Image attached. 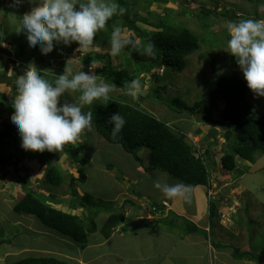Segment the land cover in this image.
I'll list each match as a JSON object with an SVG mask.
<instances>
[{"label":"rangeland","instance_id":"obj_1","mask_svg":"<svg viewBox=\"0 0 264 264\" xmlns=\"http://www.w3.org/2000/svg\"><path fill=\"white\" fill-rule=\"evenodd\" d=\"M132 1L135 3L136 0ZM10 3L11 2L8 0H0V8H9V10H7L8 12H6L7 14L0 13V29L5 32L4 43L7 45L3 48L10 50L14 45L22 43L23 47L28 49L26 37L23 34L17 35L14 32L17 18L13 15L22 16L34 5L30 4L28 0H25V3L19 9H13L9 7ZM136 8L139 9L140 16L149 17L151 20H155L158 16L160 18H167L170 16L173 17L174 14H176L177 20H173V22H175V24L177 23L178 26L182 25L191 29L200 38V48L186 58V64L181 73L167 71L166 68L161 67L160 69L155 68L148 74L140 75L139 79L142 80L143 90L138 97L128 95L129 99L137 103L141 110L185 133L186 140L189 141L187 143H198L200 141L199 139L204 137H196L194 132L197 130L198 132L203 131L206 134H211L206 140L210 142L212 137V140L218 143V147L215 151L218 153L220 149H222L219 146H223L225 143L223 137L224 127H222V122H220V113L224 107V102L218 100L217 105L210 111V121L208 124L203 125L197 123V118L195 117L173 112L168 106V101L173 97H178L187 104L192 105L202 97L207 96L209 92L215 90L217 79L230 78L237 74L243 81H245L240 69H235L230 66L231 56L226 52L227 40L229 39L228 23L247 18L264 19V1L137 0ZM185 8L186 10L188 9V12L190 13L179 12L181 9ZM201 8L207 11H214L218 15H212L210 17V20L207 22L209 25L208 29L202 28L196 17V15L200 13ZM232 13L234 16H232ZM169 20L171 22L172 18ZM137 27L141 33L154 30L141 23H137ZM136 35L139 36L137 33ZM102 38L103 37L101 35L99 36L97 33L94 45L88 53L94 54L99 51H109L110 43H102ZM86 55L87 54H84L81 51L76 52V50H73L72 53L65 54L63 56L67 61L65 66H70L73 69V74L80 71L81 66L82 70L86 72L89 70L95 72L96 69L102 67L101 63L93 64L90 67L86 66L84 62L78 58L79 56L85 57ZM6 60V55L4 56L3 54H0V63L5 67L6 74L10 75V67L7 66ZM48 62H50V67L55 70H60L63 73L65 66H61L58 63V60L50 59ZM112 62L114 68L121 70L125 65L124 52L120 56L113 57ZM2 72L3 68L0 67V74ZM152 73L158 74L160 81H154L151 76ZM10 82H12V79L9 80V78L1 75L0 91L7 95H9V92L12 93L11 88L8 87L9 84L11 85ZM153 87L159 89L161 99L150 96L152 95L150 89ZM111 93L115 97L119 96V100L124 101V97L121 96L120 90L115 91L114 89ZM76 95L68 96V98H70L69 100L73 99V101H75ZM62 100L64 101V98L61 99V103H63ZM249 100L254 107V110L259 115H264V97H255L252 93H249ZM89 109L90 106H86L85 110L87 111ZM10 115L11 113L2 112L0 115V124L11 123L10 119L12 117H10ZM204 141L205 140H203L202 143ZM76 143L82 144L84 155L86 154L90 157L88 164L83 167L87 180L84 184L76 183V186L73 189L78 196H76L75 193H72L69 188L70 177H77L76 170L70 167L66 155L62 152L56 163V165L59 166V170L62 169V171H64L66 177L62 188L54 187L49 184L47 186L45 185L43 180L46 165L45 163L38 164L42 158V153H35L32 155L33 152H29L32 155V159L23 158L17 166L19 170L17 174L14 173V169L10 165L5 168L0 167V219L8 223L9 227L7 229L9 230V235H11V232H13L11 236L17 231L20 232V234L16 235V239H14L11 244L0 245V264H11L18 259H24L30 255L49 257V254L55 252V250H60V253L70 255L58 257L70 264H77L81 259H84V262L87 264H106L105 262L107 260L105 254L110 256L113 252L112 249H116L117 252H120L121 250L116 248L117 245H125L122 241H125L124 238H128V235H124L122 238L111 240V235L114 236L116 233V231H114L108 239H105L101 237V234L98 231L97 233L89 235V245L82 250L70 238L51 230L38 218L28 215L17 216L14 214L13 208L23 194V186L20 185L19 182L20 178H27L28 186L38 192L44 193L49 189L48 192L52 196H56L58 200L65 199V203H68V201L74 203L76 199H81L84 194L90 196L93 203L87 205L83 213H87L88 210L93 211L92 214L95 216V222L99 226L103 224L105 217L114 212L122 211L120 205L123 204L122 200L127 198L123 195L125 192L131 195L137 194V196L140 197L146 196L147 198L142 200L145 202L147 208H150L153 203H159L162 199L161 193L153 187V181L157 178L158 173L162 171L153 170L149 167L147 150L144 149V151L141 152V157L144 162L143 168L148 167L150 170L146 175H143L144 177H141L139 171L142 172L143 169L138 166L133 157L125 153L120 146L106 142L95 132L94 129L91 132L82 134ZM208 146L213 149V146ZM13 150L14 148L10 147V151ZM3 153H7V150L3 149ZM54 155L55 152H52L49 155L47 151L43 152V156L47 158H52ZM84 155L81 156L84 157ZM258 158H261V160L264 159L263 156ZM37 159L38 162L36 161ZM262 161L257 160V163H259L257 167V175H250L244 181V186L246 188L242 193H239V197H237L239 201V210L242 211H238V216L233 218L234 225H231L232 227L224 228L227 229V231L220 228L219 235L225 240V244H229V251L235 246L232 242L233 239L237 238L239 240L240 236L245 233L246 236L248 235L247 240H249L250 249L248 251L252 254L254 259L257 258V255L261 257L262 261H264V207L262 204V202H264V189L260 190L259 187L253 183V181L258 179L259 184L257 185H262V181L264 180V163ZM107 165H110L112 168L109 169ZM214 170L213 167L210 171V180L214 183H216V178H220V176L216 177L217 172L222 173L224 180L226 182L228 181L230 186L234 185L236 187L238 183L242 181V178L239 180L237 179L240 175V170L234 169L232 172L225 171L224 169H220V171H218V169ZM243 170L246 171V168ZM218 185L219 184L215 186H217L219 191L223 192V189L225 190V187H223L224 183ZM60 191H63V193L65 192V195L61 194ZM58 200L55 199L52 201ZM257 203L259 211H256L254 207H252V205ZM60 206L61 205H59V207ZM63 207L68 208L65 205ZM221 213L225 214L226 217H230L231 215L229 211H222ZM218 215L221 217L220 212ZM128 218L131 219L133 217L129 216ZM145 219H148V217ZM218 221L219 218L216 215V218H213L211 224L213 229L217 225L215 222ZM224 222L227 224L230 223L227 219L222 221V223ZM242 229H245L247 233L242 232ZM128 230L129 228L125 227L123 232ZM162 230L169 233V235L166 234L162 236V243L164 241L163 246L168 241L171 246L173 242L171 239L174 236L173 234L175 233L179 235V232L181 231L179 227L174 228L169 224ZM150 237L152 239L155 236ZM213 239L215 238H210V240ZM96 241L97 243H95ZM134 244H137V242ZM178 246L179 245L174 247L175 254H172L168 249V261L175 262L176 264H183L182 259L185 258L186 264H201V260L197 259L194 253L191 254L184 252V254H182L180 251L181 248ZM76 252L78 254H74ZM98 254H102L101 258H95ZM237 263L240 264L239 262ZM107 264L117 263L108 260ZM130 264H147V262L143 257L139 256L132 260Z\"/></svg>","mask_w":264,"mask_h":264},{"label":"trees","instance_id":"obj_2","mask_svg":"<svg viewBox=\"0 0 264 264\" xmlns=\"http://www.w3.org/2000/svg\"><path fill=\"white\" fill-rule=\"evenodd\" d=\"M259 1L257 0V2ZM117 2L127 9L125 15L120 18L123 20V27L137 33L145 42H153L155 50L153 56H147L141 54L140 51L126 48L123 51L125 65L121 70L114 68L113 56L110 55L109 51L96 52L94 54L87 53L85 57H78L89 67L93 64L101 63L102 67L95 70L97 77H104L107 81L114 83L117 86L115 91L120 90L121 96L124 97V101H121L118 99L119 96L115 97L111 93V98L107 104L103 101H96L90 106L89 110L93 112V129L106 142L120 146L125 153L131 155L139 167L144 165L141 152L145 149L148 151V165L153 170L167 172L173 179H179L185 184L191 185V187L196 185L208 186L210 166L214 164L211 155H209L211 148L208 146L201 152L197 146L187 143L185 133L141 110L137 103L129 99V94L125 88L126 82L137 79L142 74H148L155 68L164 67L167 71L181 73L186 64V58L199 50L200 38L191 29L182 25L178 26L177 23L175 24L173 20H177L176 14L167 18L158 16L155 20H151L149 17L140 16L139 9L136 8L137 0L135 3L132 0H117ZM7 10L9 9L0 8V13L7 14ZM179 12L187 13L188 9H181ZM212 15L218 16L214 11L200 9V13L196 17L202 28H209L207 22ZM232 16H234L233 13ZM171 18L170 22L169 19ZM111 23L110 21V30L104 29L99 32V35L103 37L102 43L104 44L110 43ZM137 23L147 25L154 30L141 33ZM77 47L78 45L75 43L70 47L61 45L48 56H43L39 49L31 51L29 48H24L22 43L14 45L11 48L13 62L9 58L6 60L7 66L10 67V75L6 74L5 67L0 63V67L3 68L0 76L3 75L9 80L12 79V82H10L12 86L10 84L7 86L11 88L13 93L9 92V95H7L0 91V115L2 112H6L11 113L10 117H12V106L17 93L15 79L16 76L25 74L27 65H37L42 71L41 74L49 81L54 82L55 76L52 73L59 76L62 72L47 66L46 62L50 59H55L58 60L61 66H65L67 61L63 56L67 53H72ZM107 58L109 59V64L105 65L104 60ZM230 66L235 69L239 68L235 58L232 56L230 58ZM151 76L154 81H160L158 74L152 73ZM150 90L152 94L150 96L161 99L158 88L153 87ZM249 93L251 92L248 90L246 82L235 74L230 78L217 79L215 90L209 92L207 96L202 97L192 105L187 104L178 97H173L168 101V106L177 114H187L190 117L197 118V123L208 124L211 118L210 111L217 105L218 100L224 102V107L220 113V122H222V127H224L223 137L225 143L223 145L224 150L220 154V162L225 171H233L236 167L237 159L253 163L256 157L264 156V115H259L254 110L249 100ZM65 98L70 99L68 95ZM117 112L124 116L126 124L121 133L117 137H113L111 135L112 125L108 123V119L111 114ZM20 145L21 140L11 123H1L0 167L5 168L10 165L13 167L14 173L17 174L19 171L17 166L22 159H32V155L35 153L31 155L29 152L24 151ZM10 147H13L14 150L10 151ZM3 149H6L7 153H3ZM61 152L66 155L70 167L76 170L77 177H70L69 188L72 193L78 196L73 189L76 183L84 184L87 180L83 167L88 164L90 157L86 154L84 155L83 145L79 143L65 145ZM61 152H55L52 158H47L43 156V153L41 154L42 158L39 162L48 160L51 162L43 180L46 186L49 184L62 188L65 182L64 171L62 169L59 170L56 165ZM81 155H84V157ZM36 161L38 162V159ZM107 167L109 169L112 168L110 165H107ZM19 182L23 186V194L13 208L14 214L17 216H34L45 226L62 236L70 238L82 248L88 244L89 235L98 231V225L94 219L95 216L92 214L93 211L88 210L87 213H83L86 206L93 203L90 196L84 194L81 199H76L74 203L69 201L65 203V199L58 200L56 196H52L48 192L49 189L44 192L45 194L31 189L28 186L27 178H20ZM60 193L65 195L63 191H60ZM129 195L138 197L137 194ZM55 199L58 201H52ZM154 204H152V207L156 209ZM59 205L61 206L59 207ZM64 205L68 208H62ZM158 207L160 208V206ZM127 208L135 209L134 211L137 212L140 206L136 208L135 203L129 199L121 205L122 211L109 215L100 229V233L104 238H108L114 232L115 227L119 223L124 222L123 210ZM210 210L211 215L215 211L214 204L210 205ZM210 217L212 218L213 215ZM161 222L166 223V221ZM185 223V233L199 232V229L192 223L189 224L187 221ZM8 227V223L0 219V245L11 244L16 239V235L20 234L17 231L13 236H11L13 232L9 235ZM244 255V253L239 252L235 256L242 258ZM12 264L70 263L58 257H27L19 259Z\"/></svg>","mask_w":264,"mask_h":264},{"label":"clouds","instance_id":"obj_3","mask_svg":"<svg viewBox=\"0 0 264 264\" xmlns=\"http://www.w3.org/2000/svg\"><path fill=\"white\" fill-rule=\"evenodd\" d=\"M8 1L11 2L9 7L13 9H19L25 3V0ZM28 2L34 5L28 12L22 16H13L17 18L14 32L26 37L28 48L31 51L39 49L41 55L48 56L58 46L70 47L75 43L78 45L76 51L87 54L94 45L97 33L99 35L101 30H110L109 22L111 21L109 48L111 56H120L126 48L140 51L143 55H154L155 44L153 42H145L134 31L123 27V20L120 18L125 15L127 9L122 7L117 0H28ZM228 34L226 52L235 58L248 90L255 97H264V19L247 18L229 22ZM4 38L5 32L0 29V49H5L3 47L7 46ZM8 51L11 52V49ZM12 55L11 52V56L6 57L12 61ZM41 73L37 65L29 64L26 66L25 74L16 76L17 93L12 106L11 125L17 132L21 140L20 146L24 151L58 153L63 151L65 145L75 144L82 134L93 130V112L86 111V106H91L96 101H103L107 104L111 98L110 93L117 86L104 77L98 79L95 72L91 70L83 71L82 66L81 70L75 74L70 66H65L63 73L59 76L51 72L55 76L54 82L46 79ZM125 88L129 95L138 97L143 90V85L137 78L126 82ZM66 95H76L75 101L66 99ZM62 98H64L63 103H61ZM108 123L112 125L111 135L117 137L124 128L126 120L117 112L110 115ZM214 142L212 140L209 143L213 146L210 155L214 163L210 167L211 169L216 167L220 171L223 169L220 154L224 147L220 145L219 147L223 150L220 149L216 153L218 143ZM193 145L196 146V144ZM41 163L46 165V174L51 162L50 160L38 162V164ZM142 169V172L150 170L143 166ZM153 187L167 199L191 201V185L183 182L171 183L167 172L158 173L153 181ZM154 205L156 209L152 206L147 208L144 202V205L139 208V217H146L147 212L158 214L169 207L168 202L165 201ZM127 209L123 210L124 214ZM126 220L125 217L124 222ZM102 225H98L99 232ZM101 236L103 237L102 234ZM88 245L89 242L86 246ZM55 256L58 257L53 252L49 254V257ZM28 257L41 256L30 255Z\"/></svg>","mask_w":264,"mask_h":264},{"label":"crops","instance_id":"obj_4","mask_svg":"<svg viewBox=\"0 0 264 264\" xmlns=\"http://www.w3.org/2000/svg\"><path fill=\"white\" fill-rule=\"evenodd\" d=\"M194 135H196V137L199 138L204 136L202 139L201 138L199 139L200 143L193 142V144H196V146L199 147L201 152H203L210 143L208 142V140H206V138L211 134L209 133L206 134L203 131L198 132L197 130L194 132ZM201 140H205V141L201 143ZM257 160L260 161L263 160L262 162L264 163V159L261 160V158L258 157H256L253 163L240 159L236 160L235 169L240 170V175L237 177V179L239 180L242 178V181L238 183L236 187L234 185L230 186L228 181L226 182L224 180V176L222 175V173L217 172L216 177L220 176V178L218 179L214 177L216 178L215 179L216 183L210 180L209 185L207 187L202 185H196L192 187L190 202H185L183 200H177V199H167L161 196L162 199L160 200V202L162 201L168 202L169 207L167 209L162 210L158 214L157 213L149 214L147 212V216L142 218L139 217L140 209L138 207L144 205V201L142 199H145L147 197L146 196L131 197L126 192L123 193V195L126 196L127 198H124L122 200V203L125 200L130 199L135 203L136 206L138 205L137 206L138 209L137 212H135L134 209H130V210L127 209L125 211L124 215L127 218V220L124 223L116 226V233L114 234V236L113 235L111 236V240L122 238L124 235H128L127 236L128 238H124L125 241H122V243L125 245H117L116 248L121 250L120 252H117L116 249H112L113 252L110 254V256L105 254L106 260L107 261L110 260L113 263H117V264H130L132 260L140 256L146 260L147 264H176L175 262L168 261L167 255L169 256L168 249L171 251L172 254H175L176 252L174 250V247L179 245L178 247L181 248L180 251L182 254H184V252L191 254L194 253L197 259L201 260V264L202 262L203 264H238L237 262H239L240 264H264V261L261 260L260 256L256 255L257 258L254 259L252 254L248 251L250 249V246H249V240H247L248 235L246 236L245 233H243L240 236L239 240L237 238L233 239L232 242L235 246H233L231 248L232 250L230 249L229 251H228L229 244L227 243L225 244V240L222 239V236L219 235L220 228L224 229L226 227H232L231 225H234L233 218H236L238 216L237 214L238 211H242L239 210V201L237 197H239V193H242L246 188L244 186L245 179L250 175H254V176L257 175V167L259 165V163H257ZM245 168L246 171L243 170ZM215 170H217L216 167ZM263 170H264V164H263ZM139 173L141 177H144L143 175L147 174V172H140V171ZM169 177L171 178L170 179L171 183L182 182V181H178L177 179H173L170 175ZM221 183H224L223 187H225V190L223 189V192L219 191L217 186H215L217 184L221 185ZM253 183L257 187H259L260 190L264 189V180L262 181L261 186L257 185L259 184L258 179H256V181H253ZM211 204L215 205V211L213 214H211L213 215L212 218L210 217ZM262 204L264 207V202H262ZM252 207H254L256 211H259L258 203L252 205ZM222 211L224 212L229 211L231 213L230 217H226L225 214L221 213ZM219 212L221 214V217L220 215H218ZM216 215L218 216L220 223L219 221L215 222L217 225L213 229V227H211V224L213 218H216ZM129 216L133 218L129 219L128 218ZM231 216H232V220H231ZM147 217L148 219H145ZM225 219H227L230 223L228 224L225 222L222 223V221H224ZM161 221H166V223L164 224ZM186 221L189 224L192 223L193 225H195L197 229H199L198 230L199 232L185 233L184 228L186 226L185 223ZM168 224L174 228L179 227L183 233L181 231L179 232V235L174 233L173 238H171L173 241L171 246L169 245V241L163 246L164 241L162 243L163 240L162 236L166 234L169 235V233H167L162 229L166 228ZM125 227L129 228V230L123 232ZM224 230L227 231V229ZM242 232L247 233L245 229H242ZM150 236H155V237L151 239ZM210 236L214 237L215 239L210 240L211 238ZM135 242H137V244H134ZM95 243H97V241ZM85 247L83 248L80 247V248L84 250ZM239 252L244 253L245 255L242 256V258L236 257L235 256L236 253ZM53 254L58 255V257L70 256L68 254L60 253V250H55ZM74 254H78V253L76 252ZM101 256L102 254H98L97 256H95V258H101ZM107 261L105 262L106 264ZM182 263L186 264L185 258L182 259ZM77 264H87V263L84 262V259H81Z\"/></svg>","mask_w":264,"mask_h":264},{"label":"water","instance_id":"obj_5","mask_svg":"<svg viewBox=\"0 0 264 264\" xmlns=\"http://www.w3.org/2000/svg\"><path fill=\"white\" fill-rule=\"evenodd\" d=\"M0 54H4V55H6L7 57H10V56H11V52L8 51V50H6V49H0ZM108 64H109V60L106 59V60H105V65H108ZM46 65L49 66L50 63L47 62Z\"/></svg>","mask_w":264,"mask_h":264},{"label":"built area","instance_id":"obj_6","mask_svg":"<svg viewBox=\"0 0 264 264\" xmlns=\"http://www.w3.org/2000/svg\"><path fill=\"white\" fill-rule=\"evenodd\" d=\"M164 205H166V203H164Z\"/></svg>","mask_w":264,"mask_h":264}]
</instances>
